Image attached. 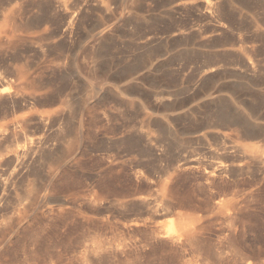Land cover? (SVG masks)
Listing matches in <instances>:
<instances>
[{"label": "rangeland", "instance_id": "obj_1", "mask_svg": "<svg viewBox=\"0 0 264 264\" xmlns=\"http://www.w3.org/2000/svg\"><path fill=\"white\" fill-rule=\"evenodd\" d=\"M195 1L48 0L29 30L32 3L0 1V77L48 99L0 114V134L26 121L0 139V264H264V0Z\"/></svg>", "mask_w": 264, "mask_h": 264}, {"label": "bare ground", "instance_id": "obj_2", "mask_svg": "<svg viewBox=\"0 0 264 264\" xmlns=\"http://www.w3.org/2000/svg\"><path fill=\"white\" fill-rule=\"evenodd\" d=\"M1 1V0H0ZM24 1H30L31 3H32V5H31V13H30V16H28L27 18H26V20H24L25 21V24H24V26L26 27V29L27 30H29V29H31V28H36L38 25H42V24H44V23H47L48 22V0H24ZM222 1L223 0H197V1H195V2H192V4H191V7L193 6L194 8H196V9H201V10H203L204 11V13L207 15H205L207 18L208 17H210L211 19H212V17L213 16H215V13H217V12H219L220 11V7H221V3H222ZM224 2V1H223ZM187 3V2H186ZM61 4V3H60ZM182 4V3H181ZM224 4V3H223ZM186 4H183V6H185ZM224 7V10H225V12H227V13H230V6L228 7V8H226V6L225 5H223ZM60 7L63 9V11H65V9H64V6L61 4L60 5ZM85 10H86V7L85 6H82V8H79V9H77L75 12H73L72 13V15L70 16V18H75V17H80L84 12H85ZM200 10V11H201ZM196 11H198V10H196ZM223 12V11H222ZM0 14H1V16L3 17V22L2 23H0V36L2 37V36H7L9 33H11L13 30L12 29H8V26H9V23H10V18H9V16L7 15V14H4V13H2V12H0ZM218 16V15H217ZM216 16V17H217ZM19 17L20 18H22V15L21 14H19ZM228 17V16H227ZM209 18V19H210ZM22 19H24V17L22 18ZM216 19V18H215ZM217 21V22H216ZM216 23H214L215 24V31H216V33H219V34H223V33H226L228 30H229V28L231 27V25H230V22H229V20L227 19V18H225V15L223 14V13H221V15L220 16H218L217 17V19H216ZM212 22V21H211ZM213 26V25H212ZM214 29V28H213ZM215 33V32H214ZM252 62V61H251ZM248 65H249V68L251 69V72L253 71V64L252 63H248ZM223 68L221 67V66H219V65H216V64H211V63H207V65H205V66H203L202 67V69H201V71H200V79H205V78H209V80H211V79H214V78H217V77H219V76H222L221 74L223 73ZM18 76V75H17ZM208 80V79H207ZM208 80V81H209ZM14 83H13V81L11 80V79H9V78H4V77H0V114H14L16 111H21V110H29V109H31L35 104H37V103H45V102H47V97L46 96H44V97H42V96H39V97H37V96H35L34 95V93H30V94H23L22 93V91H21V87L20 86H15V85H13ZM35 86L37 87V85L35 84ZM29 89L30 90V87L27 85V87H26V89ZM32 89V91L33 92H35V87H32L31 88ZM25 119L23 118V119H19V120H17V122L16 123H14V125L16 124H18L19 126H23L24 124H25ZM52 121H51V118L50 117H48V119H40L39 120V122H38V125L42 128V129H46L48 126H49V124L51 123ZM231 123V122H230ZM14 125H12V127L14 126ZM51 126V125H50ZM8 128L7 130H8V137H15V136H17L18 134L14 131V127L13 128ZM171 129V127L170 128H168V129H166V130H170ZM7 130H5V131H7ZM5 131L4 132H2L1 134H0V139H2V138H4L5 139ZM171 131V130H170ZM257 134V133H256ZM172 135V134H171ZM148 138V137H147ZM145 139H146V137H145ZM42 140V139H41ZM148 140V139H147ZM46 142V141H45ZM146 142V141H145ZM44 143V141L43 142H41V141H38L37 143H30V142H28V146L26 145V146H24L23 147V153L25 154V155H29V156H31V158L30 159H34L37 155H39V153H41V152H43L44 150H46V151H48V149L49 148H47L46 149V146L43 144ZM49 143V142H48ZM148 143V142H147ZM146 143V144H147ZM43 146H44V148H43ZM50 146V145H49ZM51 149H52V147H51ZM242 149V148H241ZM22 150V149H21ZM50 150V149H49ZM224 150V149H223ZM45 151V152H46ZM51 151V150H50ZM237 151V150H236ZM242 151V150H241ZM243 151H245V153L247 152L248 153V155H249V153H253V157H254V154H255V152L253 151V148H251V147H248V146H244L243 145ZM223 152H225V151H223ZM227 152V151H226ZM239 152V151H238ZM19 152L17 151V152H15V154H18ZM53 153H54V151H53ZM231 153V152H230ZM243 153V152H242ZM46 154H47V152H46ZM55 154V153H54ZM54 154H52V155H54ZM227 154V153H226ZM241 154V153H240ZM49 154H47L46 156H48ZM56 155V154H55ZM54 155V156H55ZM223 155V154H222ZM229 155V154H228ZM231 155V154H230ZM241 155H243V154H241ZM58 156V155H57ZM223 156H225V154L223 155ZM244 156V155H243ZM246 156V155H245ZM226 157H228V156H226ZM230 157V156H229ZM46 158V157H45ZM51 158V157H50ZM57 158V157H56ZM259 158V157H258ZM36 159V158H35ZM51 159H53V158H51ZM51 159H49V160H51ZM234 159V158H233ZM250 159H251V157H250ZM255 159V158H254ZM32 160H30V161H32ZM41 160V159H40ZM39 160V161H40ZM48 160V159H47ZM192 160V159H191ZM227 160V159H226ZM253 160V159H252ZM256 160V159H255ZM35 161V160H34ZM34 161H32V162H34ZM53 161V160H52ZM55 161V160H54ZM230 161V160H229ZM254 161V160H253ZM32 162H31V164H32ZM38 162V161H37ZM61 162V161H60ZM186 162V161H185ZM201 162V161H200ZM231 162V161H230ZM235 162V161H234ZM233 162V163H234ZM250 162V161H249ZM29 164V163H28ZM27 164V165H28ZM35 164H36V162H35ZM34 164V165H35ZM199 163H196V161L195 160H192V162L191 163H189V161L187 162V164H184V165H182V166H180V168L184 171V170H188V172L189 171H192V170H195V169H198L196 166L198 165ZM204 164V163H203ZM212 164V163H211ZM232 163H230V165H231ZM236 164V163H235ZM245 164H247V162L245 163ZM202 165V164H201ZM238 165H239V163H238ZM251 165V164H250ZM50 166V165H49ZM56 166V165H55ZM200 166V165H199ZM198 166V167H199ZM204 166V165H203ZM213 166V165H212ZM240 166V165H239ZM242 166V165H241ZM248 166V165H247ZM30 167V166H29ZM206 167V166H205ZM216 167H217V165H216ZM232 167H234V166H232ZM235 167H236V165H235ZM32 168V167H31ZM52 168V167H51ZM50 168V169H51ZM231 168V166H229V165H226V163H225V165L224 164H220V165H218V167L217 168H215V166H214V168H211V167H209V165H208V167L207 168H204L203 167V169H204V176L206 177V180H208V181H211L212 182V180H214L213 179V177L215 176V178L217 177V176H222L223 175V177H224V175H229L230 176V174L229 173H231V171L234 169H230ZM240 168V167H239ZM242 168V167H241ZM249 168V167H248ZM201 169V168H200ZM240 170V169H239ZM242 170V169H241ZM33 171V170H32ZM172 171H176V170H172ZM196 171V170H195ZM200 171V170H199ZM203 171V170H202ZM244 171V170H243ZM180 172V171H179ZM235 172H236V170H235ZM238 172H240V171H238ZM138 173V172H137ZM181 173V172H180ZM139 174V173H138ZM202 174V175H203ZM168 175H170V174H168ZM233 175H234V173H233ZM145 177V176H144ZM204 177V178H205ZM218 178H220V177H218ZM226 178V177H225ZM169 179H171V178H169ZM224 179V178H223ZM173 180V179H172ZM219 180V179H218ZM150 181V180H149ZM166 182V181H165ZM207 182V181H206ZM153 183V182H152ZM161 183V182H160ZM167 183V182H166ZM216 183V182H215ZM207 184V183H206ZM208 184H209V182H208ZM207 184V185H208ZM212 184V183H211ZM166 187V186H165ZM0 188H2V184H1V182H0ZM163 188V187H162ZM4 189V188H3ZM163 189H165V188H163ZM168 189V188H167ZM166 189V192H168V190ZM168 194V193H167ZM169 203V202H168ZM171 203V202H170ZM173 204V203H172ZM23 209V208H22ZM169 210H171V209H169ZM177 212V211H176ZM179 212V211H178ZM169 213H171V212H169ZM154 215V214H153ZM158 215V214H157ZM160 215V214H159ZM164 215V214H163ZM169 215V214H168ZM181 215V214H180ZM161 216V215H160ZM171 216V218L169 219V222H168V228H169V230H172V232L175 230V232H177L176 230H177V228H178V230L180 231L181 229H179V227L181 226L182 227V225L185 223L184 221H183V219H185L186 217L185 216H183V214H182V217H179V215L178 216H174V219H173V215H170ZM170 216H168V217H170ZM159 217V216H158ZM163 217H167V216H163ZM175 217H177V218H175ZM183 218V219H182ZM155 220V219H154ZM187 220H188V218H187ZM190 220V219H189ZM188 220V221H189ZM184 222V223H183ZM191 222V221H190ZM186 224V223H185ZM187 226H190V225H187ZM185 227H186V225H185ZM184 227V228H185ZM188 228V227H187ZM187 228L185 229V230H187ZM184 230V229H183ZM178 231V232H179ZM170 235V234H169ZM167 236V235H166ZM172 237H174V236H172ZM169 238V240H170V238H171V236L170 237H168ZM174 238H176L177 239V237H174ZM174 238H172V239H174Z\"/></svg>", "mask_w": 264, "mask_h": 264}]
</instances>
